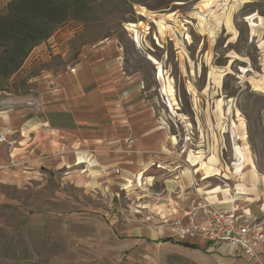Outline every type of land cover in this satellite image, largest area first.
I'll list each match as a JSON object with an SVG mask.
<instances>
[{
    "label": "rangeland",
    "instance_id": "obj_1",
    "mask_svg": "<svg viewBox=\"0 0 264 264\" xmlns=\"http://www.w3.org/2000/svg\"><path fill=\"white\" fill-rule=\"evenodd\" d=\"M100 14L59 26L60 52L48 46L47 60L27 62L12 93L29 92L42 70L68 69L85 45L115 39L124 68L141 78L142 98L174 136V171H193L190 154L201 151L205 160L217 155L226 175L200 180L199 171L194 184L173 191L165 189L168 171L124 189L111 174L88 185L53 171L25 185L0 182V264H224L176 240V208L191 192L197 205L215 185L244 182L233 164L243 151L264 172V0H118Z\"/></svg>",
    "mask_w": 264,
    "mask_h": 264
},
{
    "label": "crops",
    "instance_id": "obj_2",
    "mask_svg": "<svg viewBox=\"0 0 264 264\" xmlns=\"http://www.w3.org/2000/svg\"><path fill=\"white\" fill-rule=\"evenodd\" d=\"M8 1L0 0V10ZM57 34L58 30L34 48L24 66L47 60L48 46L54 55L59 53L62 42L56 41ZM29 81L35 85L25 94L0 91V134L6 136L0 146L1 183L25 185L53 171L65 181L72 178L84 185L93 184L97 175L106 180L115 175L123 179L124 189L140 177L151 184L158 173L168 171L165 189L173 191L184 183L194 184L199 171L203 172L200 180L226 175L217 155L205 160L201 151L190 154L193 171H182L183 177L174 171L178 166L171 157L174 136L160 124L153 105L142 98L141 78L124 68V50L115 39L85 45L79 60L68 69L42 70ZM235 158V172L243 174L244 182L235 184L233 190L215 185L204 191L205 199L223 209L260 217L264 215V172H258L244 151ZM115 167L120 174L108 171ZM196 194L189 193L188 203L182 201L176 208L177 219L189 222L187 212L195 206ZM176 240L202 248L224 264H264L261 244L256 245L259 256L254 259L225 243Z\"/></svg>",
    "mask_w": 264,
    "mask_h": 264
},
{
    "label": "trees",
    "instance_id": "obj_3",
    "mask_svg": "<svg viewBox=\"0 0 264 264\" xmlns=\"http://www.w3.org/2000/svg\"><path fill=\"white\" fill-rule=\"evenodd\" d=\"M117 2L116 0H9L0 10V91H17L16 76L31 52L52 37L59 26L74 19L85 22L98 20L102 16L100 13L112 3L117 5ZM259 98L264 103V96ZM258 109L260 118L264 109L260 107ZM243 111L248 119L250 141L255 148L253 121L248 111L246 109ZM168 240H172L171 237L162 239V241ZM182 244L192 247L188 243Z\"/></svg>",
    "mask_w": 264,
    "mask_h": 264
},
{
    "label": "built area",
    "instance_id": "obj_4",
    "mask_svg": "<svg viewBox=\"0 0 264 264\" xmlns=\"http://www.w3.org/2000/svg\"><path fill=\"white\" fill-rule=\"evenodd\" d=\"M6 136L0 134V146ZM116 174L120 168L108 169ZM196 179V178H195ZM189 222L176 220V232L182 239H199L214 244L225 243L234 247L238 253L257 259L256 245L264 247V215L252 216L238 213L234 209H223L216 203L204 199L187 212Z\"/></svg>",
    "mask_w": 264,
    "mask_h": 264
}]
</instances>
